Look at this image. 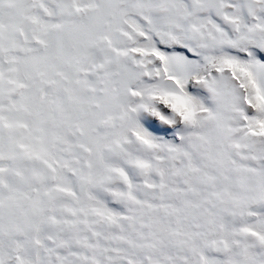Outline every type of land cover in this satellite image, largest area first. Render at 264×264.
<instances>
[{"label":"snow or ice","instance_id":"6c2138e0","mask_svg":"<svg viewBox=\"0 0 264 264\" xmlns=\"http://www.w3.org/2000/svg\"><path fill=\"white\" fill-rule=\"evenodd\" d=\"M0 264H264V0H0Z\"/></svg>","mask_w":264,"mask_h":264}]
</instances>
